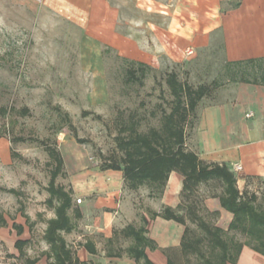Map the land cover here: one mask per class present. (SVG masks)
<instances>
[{"label":"crops","instance_id":"0c3cea01","mask_svg":"<svg viewBox=\"0 0 264 264\" xmlns=\"http://www.w3.org/2000/svg\"><path fill=\"white\" fill-rule=\"evenodd\" d=\"M15 2L34 3L32 0ZM39 2L33 9L37 18L42 11L53 16L52 19H61L73 34L80 35L84 56L99 59L107 48L124 58L156 67L163 59L173 63L187 59L186 48L194 50V56L199 57L219 45L224 62L264 57V0ZM185 144L202 161L226 165L236 178L238 190L247 196L254 194L257 202H261L264 197V86L234 82L225 89L222 100L209 104L201 100L193 124L186 128ZM234 164H239L241 169L234 170ZM70 183L72 194L79 200V214L71 220L72 230L61 234L79 261L136 264L125 251L132 239L120 231L129 224L142 225L145 218V235L156 244L155 249L145 248L148 258L155 264H167L168 257L179 264H189L190 255L181 250L185 225L160 216L149 217V212H159L166 206L180 214L186 212L184 208H177L183 186L181 174L176 171L169 174L160 196H150L146 186L126 189L120 170H101L88 162L75 165ZM220 192L215 181L200 182L189 201L198 215L227 231L232 213L221 207ZM10 231H14L11 225L0 227V237ZM235 233L229 231L228 235ZM13 236L9 252L17 256L15 231ZM87 244L95 249L94 253L89 252ZM47 249L48 246L43 250ZM37 257L35 264H48L44 254ZM0 264H8L7 259L0 260ZM236 264H264V256L243 245Z\"/></svg>","mask_w":264,"mask_h":264},{"label":"rangeland","instance_id":"374dc122","mask_svg":"<svg viewBox=\"0 0 264 264\" xmlns=\"http://www.w3.org/2000/svg\"><path fill=\"white\" fill-rule=\"evenodd\" d=\"M32 1L0 0V186L15 189L14 193L0 190V214L6 228L22 223L25 232L20 238L29 239L24 254L14 256L9 252L14 231L0 237V260L7 259L8 264H25L26 257L43 255L48 246L43 232L54 216L46 204L54 162L46 146L62 154L63 172L55 183L67 190L75 165L88 162L99 168L121 155L114 138L119 117L136 112L139 130L158 126L161 111L169 109L172 98L165 83L170 70L193 86L216 79L219 86L202 99L204 104L222 100L225 89L234 83L225 73L218 45L199 57L194 50L187 55L186 48L187 59L178 63L163 59L142 85L127 84L124 57L107 48L99 59L84 56L80 35L58 17L40 11L37 18L33 9L40 2ZM71 197L68 214L73 221L79 200L74 194ZM22 214L29 216L30 231ZM188 225L194 234L202 232L195 223L188 221ZM232 238L246 239L238 232ZM204 251L208 253L206 247ZM188 261L199 264L193 254Z\"/></svg>","mask_w":264,"mask_h":264},{"label":"trees","instance_id":"16d2710c","mask_svg":"<svg viewBox=\"0 0 264 264\" xmlns=\"http://www.w3.org/2000/svg\"><path fill=\"white\" fill-rule=\"evenodd\" d=\"M127 62L124 82L142 85L144 79L153 70L143 62L123 58ZM225 73L232 82H245L264 86V57L248 58L225 62ZM165 83L171 95L169 109L162 110L158 126H151L146 131L139 130L140 118L136 112L129 113L126 118L119 117L117 121V134L115 142L121 152L118 157L102 163L99 168L120 170L124 186L129 190H136L146 186L150 196H160L168 180L169 174L176 171L183 176L181 202L178 209L184 208V213H177L170 207H163L159 212H149L150 218L160 216L167 220H174L185 225L181 240V250L185 254L195 255L199 264H236L237 257L243 245L249 246L254 251L264 256V197L257 202V197L241 193L236 185L234 174L224 164L207 163L198 158L196 153L186 147V128L193 124L198 103L214 88L219 86L216 79L209 84L200 83L193 86L187 81L179 79L174 70L167 72ZM154 115V112H151ZM65 116V114L63 115ZM2 135L0 134V137ZM77 142H81L76 137ZM54 167L50 170V180L47 186L49 196L46 204L53 208L54 216L46 221L43 239L48 245L44 254L48 264H87L79 261L74 251L67 245L61 232H69L73 225L68 214L72 205V189L55 183L58 174L63 172L64 161L59 150L46 146ZM213 180L221 188L218 195L222 208L232 213V220L227 231L206 221L201 215L192 210L194 205L189 201L191 194L200 182ZM0 190L15 192V189ZM78 216V211L75 212ZM25 224L31 230L29 216L22 214ZM195 223L202 232L194 234L186 224ZM143 224L135 227L127 225L120 234L132 239L126 248V254L133 258L136 264H155L145 253V248L155 249V242L145 235L146 219ZM7 221L0 214V227H6ZM11 228L15 231L17 239L14 247L17 256L24 254V246L29 239L20 238L24 226L13 222ZM234 231L245 236L246 239L238 241L228 237V232ZM205 247L208 253L204 251ZM90 253L95 249L88 246ZM39 257H26L25 264H35ZM13 264V263H11ZM167 264H179L168 257Z\"/></svg>","mask_w":264,"mask_h":264},{"label":"built area","instance_id":"2783aa9c","mask_svg":"<svg viewBox=\"0 0 264 264\" xmlns=\"http://www.w3.org/2000/svg\"><path fill=\"white\" fill-rule=\"evenodd\" d=\"M192 53H193V51H192L191 48H188V49L186 50V54H187V55H190V54H192ZM232 168H233L234 170H240V169H241V166H240L239 164H234V165H232Z\"/></svg>","mask_w":264,"mask_h":264}]
</instances>
